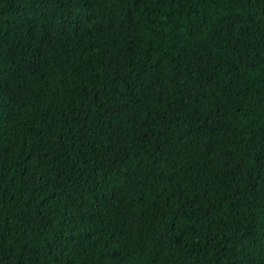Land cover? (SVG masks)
Wrapping results in <instances>:
<instances>
[{
    "label": "trees",
    "instance_id": "1",
    "mask_svg": "<svg viewBox=\"0 0 264 264\" xmlns=\"http://www.w3.org/2000/svg\"><path fill=\"white\" fill-rule=\"evenodd\" d=\"M0 264H264V0H0Z\"/></svg>",
    "mask_w": 264,
    "mask_h": 264
},
{
    "label": "rangeland",
    "instance_id": "2",
    "mask_svg": "<svg viewBox=\"0 0 264 264\" xmlns=\"http://www.w3.org/2000/svg\"><path fill=\"white\" fill-rule=\"evenodd\" d=\"M47 10H48V12L50 13L51 17H52L54 20H56V18H58V13H57V10L55 9L54 6H49V7L47 8ZM78 12H79L80 14H84V13H85V9L82 8V7H79Z\"/></svg>",
    "mask_w": 264,
    "mask_h": 264
}]
</instances>
